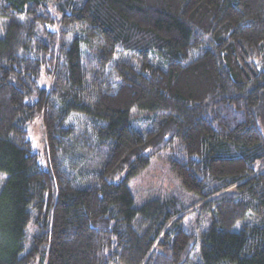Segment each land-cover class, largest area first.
<instances>
[{
  "label": "trees",
  "instance_id": "1",
  "mask_svg": "<svg viewBox=\"0 0 264 264\" xmlns=\"http://www.w3.org/2000/svg\"><path fill=\"white\" fill-rule=\"evenodd\" d=\"M0 12V264H264V0ZM165 151L195 196L136 206L129 180Z\"/></svg>",
  "mask_w": 264,
  "mask_h": 264
},
{
  "label": "rangeland",
  "instance_id": "2",
  "mask_svg": "<svg viewBox=\"0 0 264 264\" xmlns=\"http://www.w3.org/2000/svg\"><path fill=\"white\" fill-rule=\"evenodd\" d=\"M7 17L0 12V35L5 32V24ZM50 78L47 75H43L40 80V85L49 86ZM71 121L76 124L83 122L82 115H74ZM29 137L32 141L33 147L42 156L46 150V132L41 117H37L33 122L29 124ZM4 178L7 176L5 173L0 172ZM129 186L135 196L136 206H140L144 202L160 198L166 199L170 197H178L186 204L195 196V194L184 187L178 177H176L170 168L169 153L167 151L155 156L148 167H146L139 175L132 177L129 180ZM195 215L189 216V220L192 222L195 220ZM35 232V224L32 222L28 227V240L27 245L32 240L33 233ZM33 264H44L39 258Z\"/></svg>",
  "mask_w": 264,
  "mask_h": 264
}]
</instances>
